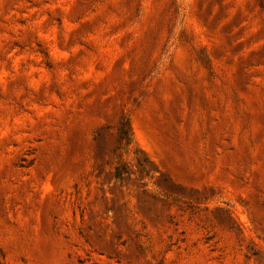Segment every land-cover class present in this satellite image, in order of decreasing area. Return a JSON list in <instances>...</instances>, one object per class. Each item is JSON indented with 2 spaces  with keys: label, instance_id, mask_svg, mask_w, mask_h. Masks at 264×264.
Masks as SVG:
<instances>
[{
  "label": "rangeland",
  "instance_id": "obj_1",
  "mask_svg": "<svg viewBox=\"0 0 264 264\" xmlns=\"http://www.w3.org/2000/svg\"><path fill=\"white\" fill-rule=\"evenodd\" d=\"M0 264H264V0H0Z\"/></svg>",
  "mask_w": 264,
  "mask_h": 264
},
{
  "label": "trees",
  "instance_id": "obj_2",
  "mask_svg": "<svg viewBox=\"0 0 264 264\" xmlns=\"http://www.w3.org/2000/svg\"><path fill=\"white\" fill-rule=\"evenodd\" d=\"M117 141H118V149H124L128 150L129 146L132 142V135H131V129L128 120L125 117H122L119 122V126L117 129ZM117 154L121 156V151H119ZM136 162L141 166V169L143 170V165L141 162L136 159ZM125 162L122 161L120 157H117L116 164L113 166V171H112V177L114 179H120L123 174H127L128 170L126 169Z\"/></svg>",
  "mask_w": 264,
  "mask_h": 264
}]
</instances>
